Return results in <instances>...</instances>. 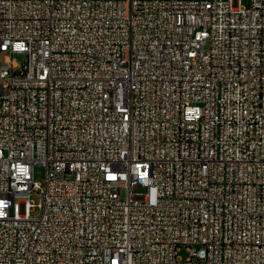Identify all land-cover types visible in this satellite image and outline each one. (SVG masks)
Segmentation results:
<instances>
[{
  "label": "built area",
  "instance_id": "obj_1",
  "mask_svg": "<svg viewBox=\"0 0 264 264\" xmlns=\"http://www.w3.org/2000/svg\"><path fill=\"white\" fill-rule=\"evenodd\" d=\"M242 1L0 0V264H264Z\"/></svg>",
  "mask_w": 264,
  "mask_h": 264
},
{
  "label": "rangeland",
  "instance_id": "obj_2",
  "mask_svg": "<svg viewBox=\"0 0 264 264\" xmlns=\"http://www.w3.org/2000/svg\"><path fill=\"white\" fill-rule=\"evenodd\" d=\"M242 5L244 6V7H250V1L249 0H243L242 1ZM14 58L16 59V61L20 64V65H22L23 64V62H24V56L23 55H21V54H16L15 56H14ZM32 199H33V201L35 202V203H39V197H38V195L37 194H35L33 197H32ZM37 213H35L34 215H36ZM179 256L183 259V260H186L188 257H189V252L187 251V249L186 248H181V250L179 251Z\"/></svg>",
  "mask_w": 264,
  "mask_h": 264
}]
</instances>
